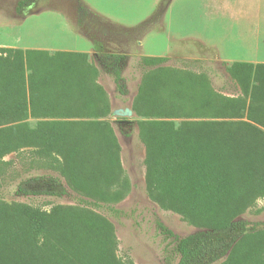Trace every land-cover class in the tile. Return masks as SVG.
I'll return each mask as SVG.
<instances>
[{
	"label": "trees",
	"instance_id": "16d2710c",
	"mask_svg": "<svg viewBox=\"0 0 264 264\" xmlns=\"http://www.w3.org/2000/svg\"><path fill=\"white\" fill-rule=\"evenodd\" d=\"M35 1L20 0L17 14ZM79 1V9L88 12ZM33 52L0 48V162L25 147H36L42 158L61 156L60 173L92 196L112 164L106 137L100 140L97 122L62 119L107 115L98 103L108 105L109 96L86 55ZM102 58L125 95L124 56L105 53ZM168 60L142 57L140 63L156 68ZM84 64L89 73L77 70ZM47 66L54 71L46 73ZM227 70L241 85L238 98L217 93L205 76L198 77L203 79L199 89L162 85L161 78L139 89L145 116L158 119L142 123L139 132L152 187L186 221L209 227L178 237L158 223L161 233L172 238L176 264H264V236L242 244L257 229L237 220L264 197V63L235 62ZM38 117L52 120L31 126L28 120ZM180 118L189 120L176 124ZM17 193L60 198L67 190L57 177L35 176L21 182ZM116 250L113 226L89 209L57 206L46 211L0 203V264H134L122 262Z\"/></svg>",
	"mask_w": 264,
	"mask_h": 264
},
{
	"label": "rangeland",
	"instance_id": "374dc122",
	"mask_svg": "<svg viewBox=\"0 0 264 264\" xmlns=\"http://www.w3.org/2000/svg\"><path fill=\"white\" fill-rule=\"evenodd\" d=\"M19 1L0 0V48L28 49L35 51V56L83 54L87 56L84 62L108 77L113 106L106 90L108 105L98 103L102 112H109L107 115L62 120L97 122L100 140L104 141V135L110 148L112 164L109 175L99 179L90 196L75 189L60 173L61 156L42 158L36 147L19 149L0 162V203L27 204L46 211L57 206L89 209L113 226L116 255L122 262L176 264L172 238L161 233L158 223L178 237L209 227L201 221H186L152 187L139 132L142 123L158 119L145 116L139 89L143 83L144 88H150L159 78L162 85L181 83L199 89L203 79L198 77L205 76L217 93L230 98L242 96L240 83L227 68L235 62L264 63V0H82L88 12L79 9V0H36L17 14ZM108 19L128 27L102 26ZM104 34L108 36L102 39ZM206 45L211 46L210 52ZM92 46L97 53H88ZM195 46L198 48L193 49ZM108 52L124 56L120 66L125 95L120 94L104 65L102 55ZM142 57L169 60L156 68H144ZM77 70L90 71L85 64ZM50 71L54 66L46 67V73ZM41 119L48 118H30L28 122L35 126ZM187 120L174 119L176 124ZM88 138L89 146L92 138ZM35 176L59 178L67 194L60 198L18 195L21 182ZM237 220L257 229L242 244L264 236V197Z\"/></svg>",
	"mask_w": 264,
	"mask_h": 264
},
{
	"label": "crops",
	"instance_id": "0c3cea01",
	"mask_svg": "<svg viewBox=\"0 0 264 264\" xmlns=\"http://www.w3.org/2000/svg\"><path fill=\"white\" fill-rule=\"evenodd\" d=\"M102 26H105V27H107V26H112V27H120V26H122V27H128V25H126V24H120V23H118V22H115V21H113V20H111V19H108V20H105V22H102ZM114 35V34H113ZM108 35H103V36H101L102 37V39L104 38V37H107ZM112 37H114V36H112ZM117 36H115V38H116ZM201 43V42H200ZM207 46V45H206ZM208 47V46H207ZM211 46H209L208 48H207V50H209V49H211L210 48ZM198 47H193V49H197ZM199 50H200V48H199ZM209 52H210V50H209ZM88 53H97L96 52V49L92 46L90 49H89V51H88ZM109 53V52H108ZM211 53H213V52H211ZM217 57H219L216 53H214ZM251 57H255V56H251ZM99 71H101L100 69H99ZM98 84L99 85H101V86H103L104 87V89L108 92V94H109V96H110V99H111V104H112V106H113V97H112V93H110L109 92V89H108V87H107V82H108V77H105V76H102L101 75V73L99 74V78H98ZM42 120H44V119H41V121ZM45 120H49V119H45Z\"/></svg>",
	"mask_w": 264,
	"mask_h": 264
}]
</instances>
